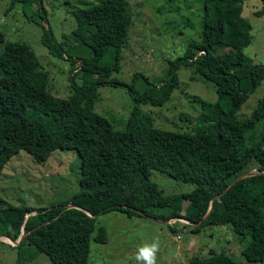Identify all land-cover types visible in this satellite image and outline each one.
I'll return each mask as SVG.
<instances>
[{"label": "trees", "instance_id": "trees-1", "mask_svg": "<svg viewBox=\"0 0 264 264\" xmlns=\"http://www.w3.org/2000/svg\"><path fill=\"white\" fill-rule=\"evenodd\" d=\"M84 3L86 6L73 10L75 26L61 42L42 23L45 8L41 5L34 12L33 19L38 17L36 22L44 29L41 42L48 52L76 63L71 77L79 73L81 84H73L67 97L47 90V73L38 80L31 76L39 69V60L29 44L4 42L0 32V173L21 150L43 163L55 149H74L80 161V190L59 205H2L0 196V236L16 241L24 234L14 245L15 264H25L39 253H45L52 264H88L90 240L107 241L102 226L92 236L97 216L110 210L128 215L142 210L160 219L182 218L192 232L207 224L230 225L236 233L250 237L242 250L244 257L263 261L264 132L249 145L246 133L264 124V93L249 115L240 117L237 112L264 79V63H253L241 50L252 40L243 0H203L201 38L187 44L188 57L181 63L193 66L199 77L214 83L217 99L200 100L194 128L188 131L155 127L153 117L139 106L162 105L169 99L178 81L175 62L159 79L166 89L157 94L156 83L138 72L133 74L134 80L141 77L146 85L142 91L129 87L134 105L124 129L115 130L94 110L99 86L124 85L113 74L121 68L132 17L125 0ZM261 3L257 15L264 13V0ZM82 45L89 48L90 56H80ZM217 45L235 51L215 53ZM247 162L257 172L218 195L207 218L194 225L209 211L212 198L250 169ZM134 165L138 167L139 187L131 178L123 189L113 184L114 176ZM154 170L192 183L194 188L164 195L150 178ZM132 187L139 188L138 208L115 200L112 194L114 189ZM154 210L162 212L155 214ZM171 230L175 231V226ZM187 264L238 263L223 250L209 249L206 256L192 254Z\"/></svg>", "mask_w": 264, "mask_h": 264}, {"label": "rangeland", "instance_id": "rangeland-1", "mask_svg": "<svg viewBox=\"0 0 264 264\" xmlns=\"http://www.w3.org/2000/svg\"><path fill=\"white\" fill-rule=\"evenodd\" d=\"M97 0H0V32L5 41L25 42L35 51L39 69L31 76L38 80L47 73V90L58 97H67L73 84H81L79 73L72 68L76 63L50 54L42 44L44 29L33 19L35 10L41 5L46 10L42 23L49 29L57 42L64 40L75 26L73 10L86 6L84 2ZM132 17L127 42L122 50L121 68L113 74L124 85H104L97 89L94 110L106 117L115 130L125 128L127 118L134 105L129 87L142 91L146 85L143 78L133 79L135 72L147 76L157 84L154 94L166 87L159 79L164 77L173 62L177 74V85L169 99L162 105L140 103V108L150 114L157 128L188 131L194 128V117L199 112L200 100L215 101L217 94L214 83L203 80L193 66L182 64L188 57L187 44L199 40L203 23V0H125ZM261 0H243V14L252 25L251 43L241 50L253 63H264V13L255 11L261 7ZM73 45V43H71ZM3 42H0V51ZM80 56H90V50L82 45ZM235 51L229 46H215V53ZM76 55L75 53H73ZM66 57V56H65ZM264 93V79L252 91L237 112L246 116L256 106ZM264 124L248 130L246 145L260 139ZM264 147V146H263ZM79 158L74 149H55L45 162H36L21 150L13 155L0 173V196L2 205H29L34 208L52 207L68 200L80 190ZM252 172H257L247 162ZM140 185L137 165L124 170L112 178L113 184L125 188L128 181ZM151 180L164 195L189 192L194 185L171 178L160 171H152ZM138 187L112 191L117 201L140 207ZM264 212V208L262 209ZM155 214L162 211L154 210ZM169 224L152 221L138 212L128 215L119 210H110L97 216V227H104L105 243L90 240L88 264H137L136 253L145 244L159 240L156 264H187L192 254L206 256L209 249L224 251L238 264H264L263 261H248L242 250L248 244L249 235L236 233L230 225L207 224L197 232L190 231V224L183 219L170 218ZM182 224L186 225L185 228ZM175 226V231L171 230ZM9 241V242H8ZM14 241L0 236V264H15ZM25 264H52L45 253H39Z\"/></svg>", "mask_w": 264, "mask_h": 264}, {"label": "water", "instance_id": "water-1", "mask_svg": "<svg viewBox=\"0 0 264 264\" xmlns=\"http://www.w3.org/2000/svg\"><path fill=\"white\" fill-rule=\"evenodd\" d=\"M261 172H264V171H261ZM255 172H252L251 170H245L244 172L238 174L234 179H232V181L227 185V187L222 191L220 192L219 194L215 195L212 200H211V205H210V209L209 211L206 213V215L198 222H196L194 225H200L208 216V214L211 212V209L213 207V203H214V200L215 198L218 196V195H222L224 194L228 189H230L236 182H238L239 180H241L242 178L244 177H247V176H251L252 174H254ZM73 205H67V207H72ZM138 213L142 214V215H145L146 217H148L149 219H151L152 221H155L157 223H161V224H169L170 223V220L169 219H160V218H157V217H154V216H151V215H148L146 213H144L142 210H137ZM178 219H182V218H178ZM185 222L189 223L187 220L183 219ZM24 234L22 233L20 235V237L14 241V245H16L17 243L20 242V240L23 238ZM9 239V238H8ZM11 240V239H10ZM12 241V240H11Z\"/></svg>", "mask_w": 264, "mask_h": 264}, {"label": "clouds", "instance_id": "clouds-1", "mask_svg": "<svg viewBox=\"0 0 264 264\" xmlns=\"http://www.w3.org/2000/svg\"><path fill=\"white\" fill-rule=\"evenodd\" d=\"M159 240L153 241L152 244H145L140 247L136 253L135 259L137 264H156V255L159 251Z\"/></svg>", "mask_w": 264, "mask_h": 264}, {"label": "crops", "instance_id": "crops-1", "mask_svg": "<svg viewBox=\"0 0 264 264\" xmlns=\"http://www.w3.org/2000/svg\"><path fill=\"white\" fill-rule=\"evenodd\" d=\"M1 237H4V236H1ZM6 238V237H5ZM8 240H10V239H8ZM11 241V240H10ZM9 242V241H8ZM14 244V243H13Z\"/></svg>", "mask_w": 264, "mask_h": 264}, {"label": "bare ground", "instance_id": "bare-ground-1", "mask_svg": "<svg viewBox=\"0 0 264 264\" xmlns=\"http://www.w3.org/2000/svg\"><path fill=\"white\" fill-rule=\"evenodd\" d=\"M7 238V237H6ZM8 239V238H7Z\"/></svg>", "mask_w": 264, "mask_h": 264}]
</instances>
